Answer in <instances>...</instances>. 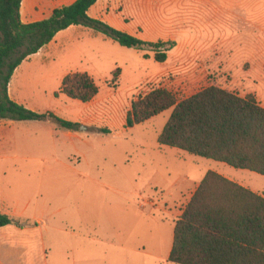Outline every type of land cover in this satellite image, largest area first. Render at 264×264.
Wrapping results in <instances>:
<instances>
[{
  "label": "rangeland",
  "instance_id": "1",
  "mask_svg": "<svg viewBox=\"0 0 264 264\" xmlns=\"http://www.w3.org/2000/svg\"><path fill=\"white\" fill-rule=\"evenodd\" d=\"M138 1L120 2L119 11L110 15L128 22L131 31L141 32L149 40L174 37L172 41L180 46L166 62L157 61L151 48L124 47L96 30H88L78 32V53H62L47 71H43V56L29 58L17 72L20 76L28 68L35 71L22 81L20 97L23 105L37 112L66 108L62 102L65 97L60 99L62 93L55 95L62 85V72H87L99 86V93L91 104L69 102V112L93 119L95 126L109 132L97 133L80 123L78 132L88 144L78 142L87 156L78 154L83 165L78 182V172H70L67 181H60L63 169L52 153L31 155L28 144L34 133L27 122L16 120L6 128L0 140V208L13 213L17 207L26 216L10 213L13 224L0 228L2 264H106L102 247L109 244L107 239L114 235L126 212L131 214L132 248L140 247L142 241L145 245V249L140 247L144 251L140 255L132 251L131 264H177L168 260L166 249L173 242L174 221L193 188L179 201L164 203L165 211L154 212L163 224L162 248L157 251L151 246V236L142 233L151 227L143 209L144 198H166L182 185L198 183L210 169L241 170L160 145L158 137L172 109L130 129L125 127L126 113L134 99L158 87L168 88L183 99L214 84L244 96L254 94L264 102V0H159L162 6L147 7L144 15ZM194 54L200 59L212 55L221 69L190 77L168 72L176 57L192 58ZM117 68L121 74L116 81ZM85 127L88 129L83 130ZM70 158L78 162L74 156ZM245 171L252 179L249 186L264 193V176ZM168 209L174 213H167ZM26 227L34 230L23 231ZM89 236L98 238L97 257L92 261L78 253L80 241Z\"/></svg>",
  "mask_w": 264,
  "mask_h": 264
},
{
  "label": "trees",
  "instance_id": "2",
  "mask_svg": "<svg viewBox=\"0 0 264 264\" xmlns=\"http://www.w3.org/2000/svg\"><path fill=\"white\" fill-rule=\"evenodd\" d=\"M22 2L0 0V119L50 118L61 128L78 130L79 123L31 110L9 94L16 69L72 25L96 30L124 47L151 48L159 62L166 61L167 51L176 45L174 41H145L91 17L88 10L97 0H76L30 23L22 20ZM120 74L117 68L116 81ZM99 90L90 74L72 72L63 78L55 95L62 93L86 103ZM168 109L172 114L159 134L160 145L264 176V106L254 94L241 96L209 85L179 99L168 88H153L132 101L125 127L133 128ZM13 222L10 215L0 212V228ZM168 260L177 264H264V196L209 170L175 222Z\"/></svg>",
  "mask_w": 264,
  "mask_h": 264
},
{
  "label": "crops",
  "instance_id": "3",
  "mask_svg": "<svg viewBox=\"0 0 264 264\" xmlns=\"http://www.w3.org/2000/svg\"><path fill=\"white\" fill-rule=\"evenodd\" d=\"M76 0H23L22 7H21V16L22 20L25 23L35 22L42 19H45L49 17L52 14V11L57 8L64 5H69L73 3ZM125 0H97V2L88 10V14L96 19L103 20L113 26L114 28H117L119 30L128 32L134 36H137L138 38L150 41V42H158L156 40H149L141 34V32H135L131 31L128 28V22H121L118 21L110 15L112 11H119V5L120 2ZM172 3L179 2V0H169ZM137 6L140 8V14L144 15L143 11L147 10V7L151 6H162V2L159 0H139L137 3ZM156 9V8H155ZM123 12V11H122ZM88 30H93L87 27H84L82 25H72L69 28L62 30L58 32V34L54 37V39L46 44L42 49H40L39 52L36 54L30 56L29 58H34L38 56H43V71H47V66H50L51 63H56V59L64 53L70 50V52L78 53V32L82 33ZM185 31V30H184ZM172 39H175L174 37ZM171 40H161L162 42L172 41ZM176 45L169 50L167 54V60L171 57L172 53L180 46V43L177 41L175 42ZM192 58H185V57H176V63L171 66L170 69H168V72H175L182 76H195V75H207L211 70H217L219 71L221 69L220 64H216L214 61V58L212 55L209 57H202L200 59L197 57L196 54ZM154 56V55H152ZM215 57V56H214ZM28 58V59H29ZM166 60V61H167ZM203 60V61H202ZM165 61V62H166ZM214 61V62H213ZM25 62V61H24ZM23 62V63H24ZM23 63L16 69L14 75L11 78L10 84H9V94L11 98L18 103H23V99L20 97V92L24 86L22 85V81L28 77H31L34 70L28 68L22 75H17V72H19L21 66ZM34 71V72H32ZM55 71V70H52ZM75 71H64L61 76V84L63 81V78L69 74ZM214 85V84H211ZM209 86V85H208ZM218 86V85H217ZM207 87V86H206ZM221 87V86H220ZM205 88V87H204ZM225 88V87H223ZM227 89V88H226ZM230 91H234L232 89H229ZM235 92V91H234ZM62 97V102L66 104V108H58L56 111L52 110H46L44 112H52L57 117H60L65 120L77 122V123H86L93 127V131L97 133H101L102 129H105L104 127H98L95 126V120L88 119V118H78V114H73V112H69V102H72L74 105L78 106V100L69 98L65 94H60ZM241 95V94H240ZM244 96V95H241ZM67 98V99H66ZM258 102L264 106V102L257 97ZM71 100V101H68ZM75 100V101H73ZM95 98L91 100L90 102H87L88 104L93 103ZM73 106V105H72ZM34 108V107H32ZM131 108V106H130ZM129 108V109H130ZM35 109V108H34ZM128 109V110H129ZM43 112V113H44ZM23 122H27L26 124L28 127L31 128V131L34 133L33 139H30V142L28 144V149L31 155H44L45 153H52L53 156L57 157L56 162L60 165V167L63 169L60 177V181H67L70 176V172H78V182L81 181V167L83 166L80 157H78V154L83 155L84 157H87L78 147L80 142V145L85 142V144H88V139L85 138V136L82 133H79L77 131L67 130L64 128H61L56 122H54L52 119L47 120H21ZM16 123V120L11 119H0V140L4 138V131L7 127L12 126ZM87 130L88 127L83 128V130ZM107 130H109L107 128ZM69 156V159H61L58 158L59 156ZM70 156H74V158L77 159V163H74V160L70 158ZM211 170V169H210ZM246 169H241L240 171H234V169H229L228 167H225L226 172H220L221 175L247 187L253 190L254 192H257L264 196L263 192H259L256 189H252L248 183H252V179H248V173L245 171ZM209 171V170H208ZM207 171V172H208ZM206 172V173H207ZM205 173V174H206ZM67 174V175H65ZM205 174L202 176L201 180L205 176ZM66 176V177H65ZM252 178V176H251ZM200 180V181H201ZM190 183L189 185L185 186L182 185L180 188H176L175 191H171L169 195L166 198H158V197H145L143 201V209L146 210L149 218V221L151 222L150 229L148 228L143 229L142 233L147 232L151 236V246L156 249V251L162 248L163 238H162V220L160 221L156 216H153L154 212L160 211L163 212L164 210V203L168 202H177L181 198H183V195L187 192L188 189L193 188V191L190 194V197L188 199V202L190 201L191 197L193 196L194 192L196 191L197 187L199 186V183ZM3 202V201H2ZM187 202V203H188ZM5 205H7L5 202H3ZM187 205V204H186ZM10 207V205H7ZM186 207V206H185ZM37 209H42L38 207ZM185 209V208H184ZM183 209V210H184ZM0 212L10 214V210L3 211L0 208ZM173 211L168 209L167 213H172ZM174 213V212H173ZM183 213V211H182ZM182 213L176 217L174 221L175 222L179 217L182 215ZM14 216H17L19 218H24L26 216L25 212H19L17 210V207L14 208L13 213ZM131 214L129 212L123 213L121 215V220L118 223V228L114 235L107 239L109 244H104L102 247V253H104L106 264H131L132 258L131 254L132 251H134L137 254H142L145 249L144 242L142 241L141 246L137 247L135 249L132 248L131 244V237H132V229H131ZM13 224V223H12ZM2 228V227H1ZM41 227H39V230ZM22 230H34L31 227L22 228ZM174 237V236H173ZM98 238L96 236H89L87 239L80 241L78 245V253H80V256L84 258L85 260L92 261V259H95L97 257V251L95 250V246L97 244ZM174 242V238H173ZM173 242L168 244L167 247V254L169 257V254L171 252ZM1 261V260H0ZM0 264H2L0 262Z\"/></svg>",
  "mask_w": 264,
  "mask_h": 264
}]
</instances>
